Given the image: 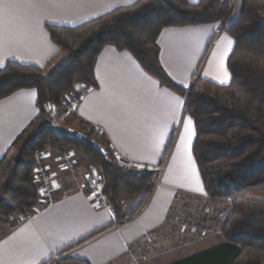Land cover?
I'll list each match as a JSON object with an SVG mask.
<instances>
[{"label":"crops","instance_id":"1","mask_svg":"<svg viewBox=\"0 0 264 264\" xmlns=\"http://www.w3.org/2000/svg\"><path fill=\"white\" fill-rule=\"evenodd\" d=\"M134 1L0 0V66L15 60L47 72L65 56L51 39L47 24L76 25ZM235 2L231 19L239 14ZM226 25L216 21L165 26L157 44L168 76L184 87L198 76L228 84L227 60L235 41ZM94 78L96 85L81 96L73 119L61 127L77 125L78 119L98 127L119 161L134 170L147 165L158 172L153 192L144 204L145 192L123 197V216L129 219L113 226L114 213L98 206L84 189L88 177L99 175V170L87 161L76 160L70 167L64 165V157L50 160L47 165L61 194L15 228L0 225V264H46L61 253L90 264H126L139 244H151L172 223L184 222L182 204L189 197L206 196L192 152L194 120L184 112V97L161 85L127 49L112 44H105L98 53ZM37 113L35 88H20L0 98V159ZM206 216L202 213L199 221L187 225L210 231L214 227L204 223ZM215 223L219 226V220ZM216 238L193 250L188 249L191 240L181 242L144 264H187L194 256H200V261L207 258V264H230L234 247L220 235ZM214 248H220L215 257H206L204 253Z\"/></svg>","mask_w":264,"mask_h":264},{"label":"trees","instance_id":"2","mask_svg":"<svg viewBox=\"0 0 264 264\" xmlns=\"http://www.w3.org/2000/svg\"><path fill=\"white\" fill-rule=\"evenodd\" d=\"M233 11L229 0H135L76 25L47 24L51 39L65 52L47 72L15 60L0 66V98L35 88L38 106L0 159V225L15 228L24 222L21 217L46 206L39 203L34 171L36 154L47 145L72 146L99 170L101 195L115 209L113 226L129 219L123 216V197L145 192L144 204L153 192L157 171L134 170L119 161L106 135L82 119L77 120L81 136L55 131L47 111L53 104L57 113L65 112L64 96L78 98L83 87L96 85L95 60L105 44H112L127 49L161 85L184 97V112L194 120L192 152L205 194L230 203L219 222L224 243L235 250L230 264H264V0H241L239 14L231 19ZM216 21L227 24L235 41L227 60L230 82L221 85L198 76L188 87L175 83L160 63V31ZM217 250L204 254L215 257ZM194 257L187 264L208 263ZM46 264L90 263L61 253Z\"/></svg>","mask_w":264,"mask_h":264},{"label":"rangeland","instance_id":"3","mask_svg":"<svg viewBox=\"0 0 264 264\" xmlns=\"http://www.w3.org/2000/svg\"><path fill=\"white\" fill-rule=\"evenodd\" d=\"M232 1H230L231 4ZM235 1L236 11L239 13L241 8V0ZM72 97L71 95H66L62 99V104L67 108L65 112L57 113L59 109L53 104L49 106L46 105L47 111L50 112V114L52 115L51 125L53 126L55 131L59 133L65 132L81 136L77 125H72L71 123H69L66 126L61 127V125L65 124V122H70L73 119L72 117L75 105L70 102ZM64 113H68V116L67 114L64 115ZM42 153V161H44L45 165L47 166V169L50 174L49 178L51 179V181H49V183L39 181L35 174V171L34 180L38 186L39 203L41 204V206H44L50 202V199H54L56 196L61 194L58 182L56 178H54L55 176H53L52 171L50 170L47 163H49L50 160H55L57 157H64L63 162L64 165L66 164L67 166L69 165V163L75 165L74 163L76 162V160L79 163L80 161L84 163L87 160L80 152H78L72 146H67L63 150H60L58 147H52L47 145L43 149ZM182 205L184 207L183 211H186V218H184V222L182 223L180 222L181 220H178L179 222L177 223L175 221L170 226H168V228H166V230L168 229L167 231L160 232L157 237L155 236L152 239L151 244H139L136 247L135 251H133V255L130 256V260L127 261L126 264H144V261H146L147 258L163 254V252H165L166 250L172 249L175 247V245H178L181 242L183 243L184 241V243H186L187 241L191 240V244L193 245L188 246V249L193 250L204 246L205 244L215 242V240L217 239L216 237H218L219 235L220 237H222L219 230L220 227L217 225V223H215V221H222L229 213L230 203L227 199L209 198L207 196H205L203 199L189 197V199H187L186 202ZM201 212L206 213L207 215L206 220H204V223L211 225V228L214 227V229L210 231H207L206 229V232L205 229L197 231L194 229V227H189L190 224L187 225V222L192 224L199 221L200 218L198 219V217H200V215L202 216ZM210 218L212 219L210 220ZM199 236L203 237L199 239ZM155 262L156 260L152 263ZM120 264L124 263L121 262Z\"/></svg>","mask_w":264,"mask_h":264},{"label":"built area","instance_id":"4","mask_svg":"<svg viewBox=\"0 0 264 264\" xmlns=\"http://www.w3.org/2000/svg\"><path fill=\"white\" fill-rule=\"evenodd\" d=\"M87 90H89V87H83L80 90V97L78 96V98H77V97L74 96V97H72L70 102L73 103L74 105H76V103L79 101L81 96ZM42 152H37V154H36L37 158L39 159V163H38V166L35 169V174H36L37 178L39 179V181L49 183V181H51V179L49 178L50 174H49V171H48L47 166L45 165L44 161H42V159H43V153ZM69 166L72 167V163H69ZM145 169H149L147 167V165L139 168L138 170H145ZM84 189L91 196H94L98 206L106 207L112 213L115 212L114 207L109 205L107 203L106 199L101 195V191H100V176L99 175H93V176L88 177V179H87V181H86V183L84 185ZM27 218H29V216L28 217L24 216V217H21L20 219L22 221H25V220H27Z\"/></svg>","mask_w":264,"mask_h":264},{"label":"snow or ice","instance_id":"5","mask_svg":"<svg viewBox=\"0 0 264 264\" xmlns=\"http://www.w3.org/2000/svg\"><path fill=\"white\" fill-rule=\"evenodd\" d=\"M189 124H191V120H189ZM202 190V189H201Z\"/></svg>","mask_w":264,"mask_h":264}]
</instances>
